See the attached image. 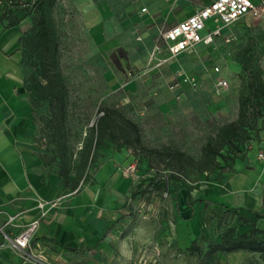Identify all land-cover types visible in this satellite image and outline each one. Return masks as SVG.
<instances>
[{
  "label": "rangeland",
  "instance_id": "1",
  "mask_svg": "<svg viewBox=\"0 0 264 264\" xmlns=\"http://www.w3.org/2000/svg\"><path fill=\"white\" fill-rule=\"evenodd\" d=\"M135 1L58 0L52 9L72 139L79 146L99 108H112L138 125L149 148L175 149L198 159L218 127L237 118L248 82L241 61L250 72L260 74L264 84V23L241 20L211 45L157 67L147 52L134 54L130 30L135 25L130 11ZM118 48L124 53V58L117 54L122 68L110 60ZM214 68L219 71L215 73ZM23 69L25 80L27 61ZM176 72L194 78L196 86L170 90ZM218 78L227 82L226 89L216 91L212 86ZM35 116L38 138L44 137L49 145L46 103L35 105ZM249 134L255 140L252 148L264 152V120L250 127ZM108 155L113 157V171L97 185L95 171L107 162ZM91 170L81 189L92 190L97 185L93 188L100 194L104 190L115 197L109 199L110 209L106 197L100 202L103 240L96 253L65 254L67 258L57 264H201L206 242L219 240L224 226L237 223L235 214L227 213L221 204L230 171L188 172L175 199L166 193L138 194L157 172L141 156L108 140L96 151ZM166 173L162 170L160 175ZM113 220L116 224L111 227ZM257 225L264 229V220ZM195 239H199L200 254L186 251ZM30 256L26 259L32 264H48ZM238 260L240 255H220L213 264H236Z\"/></svg>",
  "mask_w": 264,
  "mask_h": 264
},
{
  "label": "crops",
  "instance_id": "2",
  "mask_svg": "<svg viewBox=\"0 0 264 264\" xmlns=\"http://www.w3.org/2000/svg\"><path fill=\"white\" fill-rule=\"evenodd\" d=\"M213 1L136 0L130 11V21L135 25L130 30L134 54L147 52L148 60L155 63L166 58V53L161 52L156 54L157 60H151L160 32L185 21ZM13 22L0 6V227L4 234L12 238L21 228L38 219L39 227L30 241L28 253L39 261L57 264L68 254L81 256L96 253V247L104 237L100 234V202L106 197L110 209L109 199L115 197L104 190L100 194L93 187L108 180L114 162L112 155H108L107 162L95 171L97 185L92 190L81 189L87 177L85 180L81 178L77 187H72L74 172L66 179L59 175L61 166L56 158L55 144H46L44 137L39 140L35 104L25 88L20 38L31 31L32 19L28 17ZM211 27L207 24L202 35L207 34ZM228 28L222 29L213 43ZM200 46L204 45L197 46L194 51ZM118 50L122 51L121 48ZM183 88L188 87L182 85L177 89ZM82 143L79 146L73 144L75 162ZM258 153L260 151L253 147L236 160L226 180L221 202L226 208L238 209L239 216L248 220H255V213H264V156L258 159ZM94 163L95 155L88 174L92 172ZM39 204L43 205L42 208ZM115 224L113 220L111 227ZM234 254L241 256L236 264H264V255L237 252L226 256ZM0 264L32 262L14 251L0 232Z\"/></svg>",
  "mask_w": 264,
  "mask_h": 264
},
{
  "label": "trees",
  "instance_id": "3",
  "mask_svg": "<svg viewBox=\"0 0 264 264\" xmlns=\"http://www.w3.org/2000/svg\"><path fill=\"white\" fill-rule=\"evenodd\" d=\"M57 1L2 0V6L4 14L13 19V23L28 17L32 19L31 31L20 38L22 64L25 65L27 61L29 71L25 85L33 104H47L48 120L45 127L55 144L56 158L61 166L59 175L66 179L74 172L75 176L70 180L74 184L72 187H77L81 178L86 179L94 155L105 140L118 148L129 150L134 156H141L146 160L147 167L157 172L138 194L166 193L172 195L173 199L183 190V179L188 172L231 171L236 160L255 144L249 130L260 119L264 120V84L260 74L250 72L245 62L241 61L248 82L247 94L240 99L237 118L218 127L214 137L208 139L201 148L198 159L175 149L149 148L143 143L135 122L116 109L99 108V115L88 128L75 162L74 141L68 126V90L59 68V40L51 17ZM118 53L120 58H124L122 51L118 50L110 55V60L114 66L122 68ZM162 170L167 171L164 176L160 175ZM225 211L235 214L237 223L224 226L219 240L206 242L201 264H213L218 255L237 252L264 255V229L257 225V221L264 220V213H255V220H248L239 216L238 209L226 208ZM239 227L249 229L239 233ZM199 239L192 241L186 251L200 254Z\"/></svg>",
  "mask_w": 264,
  "mask_h": 264
},
{
  "label": "built area",
  "instance_id": "4",
  "mask_svg": "<svg viewBox=\"0 0 264 264\" xmlns=\"http://www.w3.org/2000/svg\"><path fill=\"white\" fill-rule=\"evenodd\" d=\"M0 6H2V0H0ZM141 11L145 12V9ZM244 18L264 22V0H257L256 2L251 0H214L209 5L197 10L185 21L170 29L161 31L156 40L151 60H157L156 54L165 52L167 57L157 60L156 66L158 67L162 63L182 54L192 53L199 45H211L214 38L221 34L222 29L234 26ZM207 24H211L212 27L207 34L202 35V32L207 28ZM213 71L217 73L219 70L214 68ZM182 85L195 87L196 81L182 72H176L169 89L174 90ZM212 86L216 91L224 90L227 88V82L222 78L214 79ZM251 148L252 146L249 147V149ZM263 156L262 152L257 155L258 159H262ZM42 206V204H39L40 208ZM43 215L44 213L41 216ZM38 227L39 220L36 219L21 228L12 238L4 234L1 227L0 232L14 251L20 253L23 258H27L30 256L28 253L30 241Z\"/></svg>",
  "mask_w": 264,
  "mask_h": 264
}]
</instances>
